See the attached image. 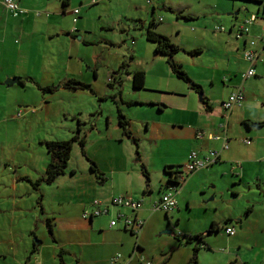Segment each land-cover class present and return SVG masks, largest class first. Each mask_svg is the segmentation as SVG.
Here are the masks:
<instances>
[{"label":"crops","instance_id":"crops-1","mask_svg":"<svg viewBox=\"0 0 264 264\" xmlns=\"http://www.w3.org/2000/svg\"><path fill=\"white\" fill-rule=\"evenodd\" d=\"M2 1L0 123L14 122L16 127H20L31 117L44 115L48 119L50 104L58 99L63 104L58 112L61 118L68 123L77 120L76 134L70 135L73 125L68 124L69 135L84 141V154L85 150L91 154L103 179H97L90 166L86 172H78L67 164L64 174L52 182L58 185L57 205L50 210L52 223L47 220L49 237L57 242L53 248L58 250L59 264H64V255L74 258L76 264L85 263V257H94L95 262L101 257V261L108 264L116 254L120 257L115 264H190L196 243L188 244L180 238L197 234L202 235L206 246H196V264H264L262 216L252 220L253 209L241 207L242 216L240 213L225 217L219 214L220 218H216L212 213L221 203L219 199L214 205L202 201L197 207L202 211L201 215L194 214L189 212L193 208L188 197L194 188L203 191L204 185L214 190L211 185L214 177L219 172L223 174L228 165L240 176L239 182L245 183L243 179L251 164L264 162L257 135L254 134L257 138L254 145L249 140L246 144L244 140L247 138H242V141L237 138L244 133L235 131L232 126L229 128L231 120H237L241 125L245 121L263 120L254 119V115L255 110L264 109V90L257 82L264 79V50L258 42L264 28V0H121L123 9L115 11L111 24L99 23V33L89 24V12L82 13L83 5L90 7L94 4L89 1L69 0L62 7L60 0H15L20 8L27 11L16 17L5 9ZM69 6L72 7L68 11L71 23L61 18ZM73 9H78L75 22ZM35 11L40 14L35 15ZM240 14L242 17H238ZM250 14H254L257 20L249 26L247 35L236 37L235 25ZM224 17L229 18L227 37L209 34L225 33L213 31L214 25L226 26ZM146 29L167 37L175 44L179 50L173 60L181 67L189 66L191 73H187L192 74L189 76L194 82L207 84L208 92L199 86L209 111L205 110L198 92L190 89L188 83L184 82V86L168 85L170 75H173L169 66L163 70L161 64L159 71L151 65L158 61L154 60L156 57L165 61L166 57L154 53V45L145 39ZM105 32L115 35V38L107 39L102 34ZM127 39L131 45L126 48L127 55L125 51V55L117 60L105 57L104 49ZM250 39L257 40L255 47L259 59L254 65L255 75L242 79L241 74L248 68L242 58V49ZM149 45L153 48L152 56L149 55ZM75 48L76 52L73 51ZM38 50H42L44 55L37 60L32 51L37 53ZM193 50L196 52L189 54ZM206 50L215 54L210 53L212 60H220L223 56L225 62L220 61L223 65L216 61L206 64L200 58L206 55ZM178 53L181 56H176ZM133 71L144 72L142 89L132 87ZM13 77H18L16 83L4 85L6 79ZM70 79L88 85V89L65 88L63 83ZM237 86L243 89V99L225 115L221 103ZM47 87L52 90L46 93L39 90ZM26 91H32L33 98L22 95ZM36 100L39 102L36 107L32 106L36 108L31 113L33 115L16 116L19 111H16V104L28 107ZM118 113L127 120L124 128L129 135L124 134L118 123ZM198 133H203V136L197 137ZM207 133L220 138L209 140L205 137ZM222 138L226 140L225 149L221 148ZM48 140L39 139V144ZM237 141L245 147L237 146ZM75 144L78 145L74 142L71 150ZM191 151H195L198 157L212 151L219 154L214 164L185 176L174 192L175 208L164 213L163 217L159 216L152 205L166 187V172L183 166ZM18 180L20 178L16 177L14 181ZM177 195L181 196L189 215L185 212L184 225L177 224L175 219L174 226L179 230L175 231L172 239H162L158 235L160 228L164 225L169 227V222L183 212ZM212 195L215 196V192ZM118 196L139 201L140 207L132 210L109 204L111 198ZM94 200L99 203L94 205ZM95 208H106V212L91 218L82 217L84 212ZM122 218L141 220L139 232L132 235L126 231ZM113 220L115 224L110 226ZM225 226L234 229L232 236L225 234ZM211 227L214 230L207 233ZM220 231L225 236L222 237L226 251H220L213 245V239ZM176 232L180 233L179 237L174 236ZM40 244H33L29 251V254L35 253L33 264H47L41 259ZM153 244L161 255L151 250Z\"/></svg>","mask_w":264,"mask_h":264},{"label":"rangeland","instance_id":"rangeland-1","mask_svg":"<svg viewBox=\"0 0 264 264\" xmlns=\"http://www.w3.org/2000/svg\"><path fill=\"white\" fill-rule=\"evenodd\" d=\"M78 1L79 0H76V2ZM83 1L94 3L92 6L88 7L84 2L85 5L82 6V13L89 12V24L95 27V31L98 33L100 32L98 26L99 23H102L103 25H106V23L111 24L115 11L123 9L124 6L121 0ZM59 7L60 5H58V9ZM70 7L71 6L67 7L63 17L61 16V18L68 23H71V15L68 12L72 9V7ZM48 11L53 13L51 10ZM34 13H36V11ZM238 17H242L241 14L238 15ZM224 18V25H226L224 27L228 29L229 18ZM208 33L211 35L218 34L222 37H227V35H225L227 34V31L225 33ZM102 34L105 35L107 39L113 40L115 38V35L111 36L109 32ZM130 46L129 39L119 44H113L108 50L104 49L105 57H107V59L110 57L111 59L115 58V60H117L122 55H125V51L127 55L126 48ZM149 46V48H151L149 55L152 56L153 48L151 45ZM73 51L76 52L77 49L75 48ZM74 52L73 54H75ZM210 53L215 56L213 52L206 50V55H202L200 58L204 60L206 64L216 61L222 66L223 62L220 63V61L223 60L225 62L224 57L221 56L220 60H212L211 57H209L212 56ZM32 54L35 55V59L38 60L39 57H43L44 52L38 50L37 53L32 51ZM73 54L72 56H74ZM176 56L181 55L179 54ZM62 58L63 57H60L59 59ZM154 60H158L151 64L154 68L161 71L160 65L162 64L161 66L163 70H167L168 65L164 58L156 57ZM181 68L185 73L188 71L191 73V69L189 70L188 65H184ZM194 70L195 68L193 71ZM189 75L187 73L188 78L193 83L197 84ZM166 81L167 80L164 79V82ZM257 82H259L262 90H264V79L257 80ZM167 83L168 85L175 84L178 86H184L185 84L183 81L176 79L174 75H170V79ZM197 85H200L201 88H203L202 91L204 89L207 90V92L210 91L205 82H202V85ZM38 94L39 93H37V99L40 98ZM22 95L33 98L32 91H26L22 93ZM53 101L54 99L52 102ZM38 102L39 101L36 100L34 104H29L30 106L28 107L16 104V111L21 110L22 113L19 118L26 114L33 115L31 113L35 111L36 108L34 107L38 105ZM50 106L51 115L48 119H45L44 115H41V117H31L25 123H21L20 127H16L14 122L0 123V264H33L32 256L35 253L29 254V251L31 247H33L35 241L41 242L38 249L41 250V259H43V263L46 260L47 264H59V258L57 256L58 250L53 248L57 245V242L52 241L49 237V231L46 225L47 219L52 223V217L49 215L50 210L57 205L58 185L56 183L46 184L41 182L35 189L31 183H34L35 179L43 174L45 163L48 161V154L45 147L39 144V139H71L72 136L70 135H73L74 133L76 134L77 120L74 119L69 121V123L73 125L69 135L67 130L69 124L68 121L63 120L58 114L63 104L56 99L50 104ZM254 116V119L264 120V109L260 108L259 110H255ZM231 126L235 131L244 133V136H239L237 138L240 140L242 138H247L252 145L256 143L257 138L255 135H257L260 154H264V127L247 129L237 120H231L229 122V128ZM247 131L250 133L246 134ZM241 141H237V146L245 147ZM84 155L85 156L81 154L80 147L75 144L70 153V159L68 161L69 166L75 168L78 172H86L88 166L91 165L90 162L93 164L95 162L92 160L91 154H87L86 150ZM88 160H90V162ZM224 169L225 167L222 168V171ZM247 171L249 173L246 174L245 179H243L245 183L239 182L240 176L232 170L231 165H228L226 170L223 171V174H220L219 172L217 176L214 177V183L211 184L213 185L214 190L211 186L207 188L206 185L202 186L203 191L194 188L192 193L188 195L193 208L189 212L201 215L202 211L197 207L202 201L203 203L206 201L205 204L214 205L215 200L219 199L221 203L218 204L215 213H212L215 214L216 218H220L219 214L221 217H225L226 215H237V213H240V216H242L243 210H241V207H244L245 209H253V215L251 216L252 220L259 219L261 216L264 218V162L251 164ZM16 177L20 178V180L14 181ZM213 192H215V196L212 195ZM180 197L177 195L179 208L183 212L177 214L179 216L173 218L171 222H169V227L164 225L163 228H160L158 235L162 239H172L175 231L179 230L178 227L174 226L175 219L178 220L177 224L184 225V220L186 219L185 212L189 215L185 210V204L182 203ZM211 198H213V200H211ZM156 212L159 216L163 217L164 212L159 210ZM234 217L235 219H240V217ZM165 231H169L170 234L165 233ZM223 234L224 233L220 231L213 239V245H215L216 249H219L220 251H226L227 249L222 237L224 236ZM55 239L56 238H54V240ZM181 240L183 239L181 238ZM191 243L195 244V241H192ZM151 250L156 252V254L161 255L155 244L151 246ZM63 257L64 264H76L74 258L65 255ZM162 257L163 256H160L161 259ZM93 258L85 257L83 259V262L85 263L83 264H105L104 261H101L103 258H98L100 261L96 262ZM109 263L110 261L108 264Z\"/></svg>","mask_w":264,"mask_h":264},{"label":"built area","instance_id":"built-area-1","mask_svg":"<svg viewBox=\"0 0 264 264\" xmlns=\"http://www.w3.org/2000/svg\"><path fill=\"white\" fill-rule=\"evenodd\" d=\"M3 6L5 9L14 17L20 16L25 14L27 11L25 9H22L18 6L15 0H3L2 1ZM39 12H36L35 15H39ZM73 14V22L76 20V16L78 14V9L72 10ZM48 15V14H46ZM257 20V17L254 14H250L247 16L239 25H235V34L236 37H239L240 35H247L249 26L254 23ZM226 28L222 25H214L213 31L215 32H226ZM257 40L250 39L248 40L247 44L242 49V58L244 61L248 64V68L245 72L241 74L242 79H246L248 77H252L255 75V69L254 65L255 62L259 59V52L256 49ZM258 42L261 44L262 49L264 50V28L263 33L260 38H258ZM264 64V61H263ZM243 99V89L241 86H237L227 97L225 101L221 103V108L226 115L229 110L232 108L233 105L239 104ZM21 110L17 112L16 116H20ZM223 127L220 125V128ZM203 136V133H198L197 137ZM205 137L209 140H217L220 138L219 135L213 134V133H207ZM244 142L247 144L249 143L248 140H244ZM227 147L226 140L222 138V145L221 148L225 149ZM219 152L212 151L211 153H208L206 156L198 157L197 153L195 151H191L188 156L186 163L182 166L180 175L177 179V183H181L184 181L185 176L188 175V173H191L193 171H196L198 169H202L205 167H208L216 162L218 159ZM174 181L173 179H171ZM176 187L167 186L164 191L160 194L159 198L153 202L152 207L154 209H157L159 211L164 212L165 214L172 211L176 206V200L174 197V192L176 190ZM99 202L94 200L93 204L97 205ZM113 206H125L129 207L132 210H136L140 207L139 201H133L126 197H113L110 199V203ZM106 212V208L100 210L98 208H95L91 212H84L82 214V217L84 219L91 218L92 216H99L100 214H104ZM123 221V227L126 231L130 232L132 235H136L140 227L142 225L141 220L137 219H131V218H122ZM115 224V220L110 222V226H113ZM224 232L228 236H232L234 234V229L232 227L225 226ZM177 237L180 236L179 232H176ZM119 254H116L114 257L111 258L109 264H115V261L119 258ZM144 264H151L150 262H145Z\"/></svg>","mask_w":264,"mask_h":264},{"label":"trees","instance_id":"trees-1","mask_svg":"<svg viewBox=\"0 0 264 264\" xmlns=\"http://www.w3.org/2000/svg\"><path fill=\"white\" fill-rule=\"evenodd\" d=\"M62 7H65L67 5V2L69 0H60ZM145 39L146 41L152 43L154 45V53L158 55H163L166 57V62L170 68V71L172 74L179 80L188 83L190 86V89L200 93L201 89L200 86L192 83L191 80L188 78V76L185 74V72L182 70L180 64L176 63L173 60V56L178 52L179 48L173 44L167 37L160 35L150 29H146L145 31ZM196 50H193L189 52V54H194ZM132 77V87L134 89H142L144 85V79H145V74L143 71H133L131 73ZM63 86L67 89H72V90H86L88 89V85L76 81V80H66L63 83ZM41 92H50L52 89L51 88H39ZM202 104L204 105V108L206 111L210 110L209 105L207 104L206 100L202 98ZM118 116V123L124 130L125 135H129V131L125 130L124 127L127 126V120L124 118L123 115L120 113L117 114ZM247 129H257L260 127H264V120L260 121H245L242 123ZM135 142L136 140L133 139ZM74 142H77L79 147H80V152L83 156L84 155V141L82 139H78L77 136L72 137L69 140H48L42 142V145L45 147V150L48 154V161L45 164L43 174L41 177L37 178L34 183H31V185L36 189L37 186L41 183L44 182L46 184H51L57 177L60 175H63L66 168L68 161L70 159V153H71V148L72 144ZM90 162V161H89ZM90 171L96 174L97 179L103 180L100 173L96 169L95 165L90 162ZM182 166H176L173 168V170H169L166 172L170 176L169 180H167V186L171 187H176L178 186V183L176 182L180 172H181ZM142 173L146 176V173L142 171ZM173 179L174 181H172ZM171 180V181H170ZM165 187V188H166ZM46 225L48 230L50 229V224L49 220H46ZM213 227L210 228V230L207 231V233L213 231ZM50 231V230H49ZM202 235L197 234L193 236H187V235H182L181 238L185 243H191L192 241L198 242L201 239ZM180 238V239H181ZM198 248L195 246L193 249V254L192 257L189 261L190 264H196V252Z\"/></svg>","mask_w":264,"mask_h":264},{"label":"water","instance_id":"water-1","mask_svg":"<svg viewBox=\"0 0 264 264\" xmlns=\"http://www.w3.org/2000/svg\"><path fill=\"white\" fill-rule=\"evenodd\" d=\"M17 81H18V77H13L11 79H6L4 81V85H11V84L16 83ZM198 98H199V100L202 99V92L198 93ZM169 178H170V176L168 175V180H169ZM165 233H170V232L169 231H165ZM37 243H38V241H35L33 244H37ZM195 243H196V246L198 248H204L206 246L205 243L202 241V239H200L198 242H195Z\"/></svg>","mask_w":264,"mask_h":264}]
</instances>
